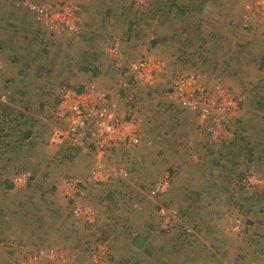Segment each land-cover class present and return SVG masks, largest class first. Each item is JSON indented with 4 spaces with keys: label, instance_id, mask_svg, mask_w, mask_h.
Masks as SVG:
<instances>
[{
    "label": "rangeland",
    "instance_id": "1",
    "mask_svg": "<svg viewBox=\"0 0 264 264\" xmlns=\"http://www.w3.org/2000/svg\"><path fill=\"white\" fill-rule=\"evenodd\" d=\"M53 2L0 0V12H8L0 21V264H159L146 252L140 259L118 254L124 233L134 247L159 249L165 262L176 252L178 264L211 226L219 238L233 232L264 241V17L257 9L249 0H74L81 5L75 34L51 26L61 19L47 14ZM144 56L165 66L152 85L130 71ZM189 78L211 94L203 105L217 124L169 100L174 83ZM89 86L131 118L142 138L108 152L109 177L99 184L90 181L97 163L91 144L48 143L51 130L64 126L54 118L61 92ZM218 87L235 96L234 108L217 101ZM217 153L226 165L236 160L230 187L228 174H213L223 169ZM251 175L259 184H248ZM164 179L170 188L155 194ZM207 179L227 190L207 185L201 191L212 204L205 207L198 192L183 206ZM67 181L77 184V207L93 213L92 225L68 202ZM196 206L198 213L190 211ZM228 211L224 222L219 216ZM212 215L210 224L194 221ZM247 257L264 264L262 254ZM225 258L213 264H229Z\"/></svg>",
    "mask_w": 264,
    "mask_h": 264
},
{
    "label": "built area",
    "instance_id": "2",
    "mask_svg": "<svg viewBox=\"0 0 264 264\" xmlns=\"http://www.w3.org/2000/svg\"><path fill=\"white\" fill-rule=\"evenodd\" d=\"M136 1L138 2V0ZM249 3L253 9H257L256 13L264 17V0H249ZM53 7L54 11L50 12L49 10L47 14L55 13L58 19L61 18L56 22V16L53 17L54 24L51 26L54 27L55 31L76 34L81 5L74 2V0H59L58 2L54 0ZM30 9L34 10L33 7ZM36 13L42 14L45 11L36 10ZM111 52L116 54L115 47ZM130 71L139 80L152 85L155 78L165 75L166 70L165 66L158 60L151 56H144L130 66ZM196 84L193 78L176 81L169 92V100L173 99L187 111L197 112L201 122L205 123L211 120L214 124H217L219 122L217 120L218 115L211 114L209 106L203 105L211 98V94L199 88ZM122 85L126 86L125 83ZM222 91L219 87L216 89L217 101L225 103L227 100L228 105L234 108L236 105L235 96L233 97L232 94L231 96L228 93L226 96ZM196 100L200 103H197ZM218 104L212 105V109L219 110ZM222 107L227 108L228 106L223 105ZM54 118L57 122L63 123L64 126L62 128L54 127L51 130L48 136V143L51 146L59 148L67 143L70 144L69 146L83 149L87 144L93 146L97 163L91 172L90 181L94 184L104 183L109 177L103 162L109 151L113 152L120 147L134 148L141 140L138 125L131 118L116 114L110 107L106 96L98 92L93 86H89L83 91L63 90L55 106ZM246 181L249 185L259 184L253 175L248 176ZM65 188V195L68 202L73 204L74 211L81 216L85 223L92 225L94 223L93 213L77 207V196H80L77 184L67 181ZM169 188V181L164 179L156 184L154 192L155 194L158 192L163 194ZM160 215L162 219L165 218L164 210H160ZM166 222L167 220L164 219L163 224L161 223L164 226L162 228L163 232H166Z\"/></svg>",
    "mask_w": 264,
    "mask_h": 264
},
{
    "label": "crops",
    "instance_id": "3",
    "mask_svg": "<svg viewBox=\"0 0 264 264\" xmlns=\"http://www.w3.org/2000/svg\"><path fill=\"white\" fill-rule=\"evenodd\" d=\"M0 7H2V4L0 5ZM2 13L7 14L8 12H6V13L4 11L0 12V21H4V20L7 21L8 20L7 15L3 16ZM8 24H9V22H8ZM1 25H2V22H0V26ZM5 25H7V23ZM12 60H14V59H12ZM12 60H10V62H13ZM141 140H142V138H141ZM209 153L210 152L208 151L207 154H209ZM215 157L218 159V161L220 162L221 167L223 169H221V171L218 174H216L215 172H213V174L216 176L219 175V177L223 174V171L226 174H228L230 176V178L228 179L229 183H227V184H228V187H230L233 184L235 175L237 173V170L234 167L236 160H233L232 162L230 161L231 164L226 165V163L223 162V159L225 157H222L221 154L217 153L215 155ZM208 179L205 181L203 188H199L200 190L199 189L196 191H195V189L189 190V195H188V197H186L187 202H186V204L183 203V206L190 208L191 207L190 203H192L194 201V199L190 196H194L198 192L199 193H198L197 197L199 199H204L206 201L205 207L207 205L209 206V204H212V201L210 199H209L210 203H208L209 202L207 200L208 198L206 197L205 193H203L206 191V190H204V187L207 185L213 186L215 189L219 188V190H221V191L227 190V189H224L227 186H224L223 183H220V182L214 183ZM231 189L234 190V187L230 188V193L233 195V193H232L233 190H231ZM201 190H203V192ZM219 190H216V191L219 192ZM216 197H217V194H216ZM252 199L253 198H251V197H249V199H246L247 200L246 201L247 206L253 205V202H251ZM205 201H202V202L205 203ZM230 205L237 206L236 203L233 201H232V203H230ZM196 208H197V206L195 208L192 207L191 210L190 209L189 210L194 211V213H198V211H196ZM208 209L210 210V208H208ZM206 211L207 210L203 209L202 206L201 207L199 206V213L200 212H206ZM230 214H231V212L228 211V212L223 214V217H221V216H219V217L222 220L225 218L223 221L227 222V221H230V216H231ZM215 216H218V215L207 216L205 218V220L208 219V221H206V222H205V220H200V221L194 220V221H195V223L203 222L206 224H208V223L210 224L215 220L214 219ZM258 221H262V219H259ZM210 228L207 229L208 230L207 233H209L210 235H205L204 233L199 232L200 234H198L197 238H195L196 240H198V241H196V244H194L190 249L185 248V249H187V253H185V252L183 253L181 263H184V264H213L214 261L221 262V260H224V257L227 256V258H225V259L229 262V264H252V262H250V260L247 259L248 258L247 256H249V258H250L251 255H253V256L260 255V254L264 255V241L263 240L259 241L260 239H257L256 237H252V238H249V240H246L247 235L244 236V235L238 234L239 235L238 236L233 232L230 234H222V237L219 238V236H217L218 234H216V232L213 233V231H211ZM137 230H139V229H137ZM124 234H125L124 236H126V237L122 239L120 244H121V246L124 245V247H126L124 251L128 254L125 255V252H122V250L117 249L116 252L118 254H121L122 256H125L127 258L129 257V259H130V256H133V257L134 256H136V257L140 256L139 257V259H140L142 257V254H144L146 252V255L151 256V258L155 259L159 264H178L179 263L180 260H177V258H175L176 252L173 251L171 254L172 259L167 257L166 262H165V258L160 256V254H159V249L155 250L156 253H154L153 251H152V253H149V251L147 249L142 250L141 246L140 247L139 246L134 247L131 243L132 239H134L133 236L129 235V237H127L128 234L127 233H124ZM142 237L143 238L146 237V234H144V236H142ZM251 239H253V241L255 242V245L252 244ZM153 248L154 247L152 246V249ZM144 257H147V256H144Z\"/></svg>",
    "mask_w": 264,
    "mask_h": 264
},
{
    "label": "trees",
    "instance_id": "4",
    "mask_svg": "<svg viewBox=\"0 0 264 264\" xmlns=\"http://www.w3.org/2000/svg\"><path fill=\"white\" fill-rule=\"evenodd\" d=\"M2 115V114H1ZM2 131V130H1ZM4 131V130H3ZM7 137V136H6ZM18 141V140H17ZM11 142H14L13 144H15V141H11ZM20 142V141H19ZM9 143V142H8ZM9 145H11V144H9ZM19 157V156H18Z\"/></svg>",
    "mask_w": 264,
    "mask_h": 264
}]
</instances>
